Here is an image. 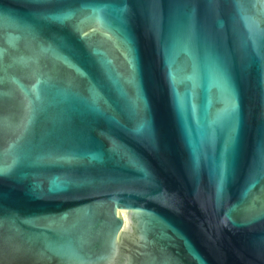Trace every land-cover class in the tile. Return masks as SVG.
<instances>
[{"label":"water","instance_id":"95a60500","mask_svg":"<svg viewBox=\"0 0 264 264\" xmlns=\"http://www.w3.org/2000/svg\"><path fill=\"white\" fill-rule=\"evenodd\" d=\"M0 264H264V0H0Z\"/></svg>","mask_w":264,"mask_h":264}]
</instances>
